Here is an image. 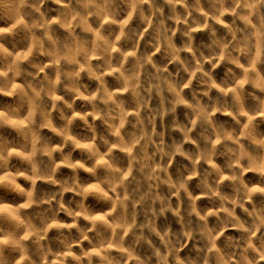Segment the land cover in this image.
Returning a JSON list of instances; mask_svg holds the SVG:
<instances>
[{"label":"clouds","instance_id":"9594fccd","mask_svg":"<svg viewBox=\"0 0 264 264\" xmlns=\"http://www.w3.org/2000/svg\"><path fill=\"white\" fill-rule=\"evenodd\" d=\"M0 264H264V0H0Z\"/></svg>","mask_w":264,"mask_h":264}]
</instances>
